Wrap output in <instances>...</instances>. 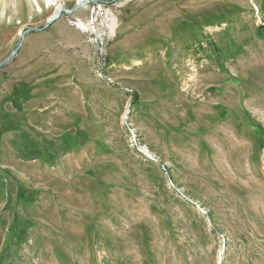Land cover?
Masks as SVG:
<instances>
[{
	"label": "rangeland",
	"instance_id": "obj_1",
	"mask_svg": "<svg viewBox=\"0 0 264 264\" xmlns=\"http://www.w3.org/2000/svg\"><path fill=\"white\" fill-rule=\"evenodd\" d=\"M81 7L0 68V264H264V0Z\"/></svg>",
	"mask_w": 264,
	"mask_h": 264
},
{
	"label": "water",
	"instance_id": "obj_2",
	"mask_svg": "<svg viewBox=\"0 0 264 264\" xmlns=\"http://www.w3.org/2000/svg\"><path fill=\"white\" fill-rule=\"evenodd\" d=\"M83 3H87V2L84 1ZM79 6H80L79 4H76L71 10L58 9L55 12V14L47 21L45 27L50 26L62 14L72 15L75 11L78 10ZM44 28H40V29H26V30L22 31L20 33V36H19V41H18L17 47L12 51V53L10 54V56L7 59H5L4 61L0 62V68L2 66H4L5 64H7L8 62H10L11 60H13V58L18 53V51H19V49H20V47H21V45L23 43V39H24V37L26 35L31 34V33H39V32H42L44 30Z\"/></svg>",
	"mask_w": 264,
	"mask_h": 264
},
{
	"label": "bare ground",
	"instance_id": "obj_3",
	"mask_svg": "<svg viewBox=\"0 0 264 264\" xmlns=\"http://www.w3.org/2000/svg\"><path fill=\"white\" fill-rule=\"evenodd\" d=\"M47 3H51V2H54V1H56V0H45ZM84 1H86V2H88L89 0H77V3L80 5V6H83V7H85V3H83ZM91 1H94V0H91ZM59 8H60V6H59ZM78 25L81 27V28H84L85 27V25L84 24H82V23H78ZM86 30V29H85Z\"/></svg>",
	"mask_w": 264,
	"mask_h": 264
},
{
	"label": "built area",
	"instance_id": "obj_4",
	"mask_svg": "<svg viewBox=\"0 0 264 264\" xmlns=\"http://www.w3.org/2000/svg\"><path fill=\"white\" fill-rule=\"evenodd\" d=\"M99 9H100V8H99V7H97L94 13H96L97 11H99V13H100V12H102L101 16H103V17H104V16H105V14H106V12H105V11H103V9H102V10H101V9L99 10ZM95 17H96V16H95ZM92 23H94V21H91V24H92Z\"/></svg>",
	"mask_w": 264,
	"mask_h": 264
}]
</instances>
